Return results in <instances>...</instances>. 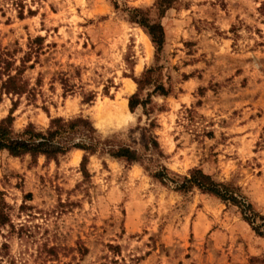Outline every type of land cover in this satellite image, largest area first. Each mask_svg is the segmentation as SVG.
Returning <instances> with one entry per match:
<instances>
[{
    "label": "rangeland",
    "instance_id": "374dc122",
    "mask_svg": "<svg viewBox=\"0 0 264 264\" xmlns=\"http://www.w3.org/2000/svg\"><path fill=\"white\" fill-rule=\"evenodd\" d=\"M158 1L131 0L132 7L121 8L117 0H0V60L8 52L4 57L17 68L41 38L23 65L28 92L0 88V113L7 98L14 122L32 108L25 118H34V126L65 118L53 112L106 128L121 124L135 111L130 98L139 99L138 91L128 95L129 82L140 87L118 65L130 62L134 47L152 61L144 84H154V92L137 107L145 115L151 107L158 117L142 142L160 153L163 165L145 168L134 140L128 147L140 160L107 152L95 170L96 152L81 148L58 159L0 150V227L17 232L12 217L20 214L43 219L49 226L38 227L46 237L53 233L40 252L44 264H264V235L238 206L198 188L178 191L153 176L165 166L181 181L201 168L239 186L264 215V0H174L164 14ZM135 8L163 24L160 52L131 20ZM152 95L165 103L157 109ZM82 106L91 109L88 116ZM178 128L183 131L174 134ZM9 200L17 201L18 213ZM18 234L32 238L25 227Z\"/></svg>",
    "mask_w": 264,
    "mask_h": 264
},
{
    "label": "clouds",
    "instance_id": "9594fccd",
    "mask_svg": "<svg viewBox=\"0 0 264 264\" xmlns=\"http://www.w3.org/2000/svg\"><path fill=\"white\" fill-rule=\"evenodd\" d=\"M121 8H130L132 7L131 0H117ZM264 27V26H262ZM141 48H132L130 52V62L126 65L121 61L118 65V70L123 72H129L132 74L133 78L137 81L142 82L144 80V69L152 63L151 60L141 55ZM139 64V67H137ZM113 69V75L115 76V71ZM101 81L107 79L106 75L99 77ZM122 79V78H121ZM130 88L127 90L128 95H131L133 92L138 91L140 100H147L150 93L154 92V84H143L142 87L138 90L136 84L129 82ZM55 99V97H53ZM27 103V101H25ZM165 101L162 100L158 95H152V105H155L158 109L160 105L164 104ZM11 105L5 99L3 105L4 111L0 113V120L7 116V108ZM51 107V104H49ZM83 111L82 115L88 116L91 112L90 108L82 106ZM150 115H145L146 109L144 107H136L134 112L128 113L126 118L121 124H117L110 128H106L104 125L96 122H91L87 127H79L75 133L69 131V133L64 136L66 143H80L86 142L90 145L96 147V157H92L94 169L100 167V162L107 160L108 157L106 153L111 151L114 147L118 148V141L123 142L125 146L132 145L134 140L136 143L134 145L137 152H143L144 158L141 160V164L148 169H151L153 164L165 163V159H162L160 153L155 150H145L143 148V143H147V140L142 142V133H147L148 131L155 132L154 129H150V124L152 120H156L158 117L155 112L152 111L151 107L147 109ZM23 111V109H22ZM32 111V108H28L27 111H23V115H18V119L11 126V132L13 133V139L21 138L28 140V125L29 120L34 119L28 117V113ZM55 115H63L65 117L64 121L61 122L63 128H69L71 121L69 117L64 112H53ZM57 127L55 125H50L48 120L43 121L42 126L37 124L31 129L32 133L42 134L44 137H47L49 133L56 132ZM171 131V129H169ZM183 129L178 128L174 134H180ZM35 143L40 141L34 140ZM52 143L55 145L56 141L53 140ZM79 155V154H78ZM110 163V161H109ZM9 204L14 205L15 211L18 213V203L17 201L9 200ZM20 219H17L16 216L12 217V223L16 225L17 232H13L11 228L7 226L0 227V264H44L40 257V252L43 248L44 242L49 240L53 233L49 234V237H46L43 232V227H48L49 225L45 223L43 219L37 221L35 219L29 220L24 217L23 214H20ZM20 227H25L26 231L32 234V238L29 239L27 236H20L18 230ZM55 231V230H53ZM7 244L8 248L5 249L4 245ZM131 251V250H130ZM132 255H136L135 252H132ZM60 264H67L65 261H60ZM121 264H125V261L122 260Z\"/></svg>",
    "mask_w": 264,
    "mask_h": 264
},
{
    "label": "trees",
    "instance_id": "16d2710c",
    "mask_svg": "<svg viewBox=\"0 0 264 264\" xmlns=\"http://www.w3.org/2000/svg\"><path fill=\"white\" fill-rule=\"evenodd\" d=\"M174 0H159L158 8L161 14H164L167 9L172 7ZM131 20L145 27L149 35L155 44L157 51L160 52L165 43V28L161 22H152L145 13L135 8L132 11ZM41 38H36L33 43L29 45V52L21 59V65L13 69L16 72L13 73L12 65L13 61L7 59L8 52L3 53L0 63V88L3 93L13 94L22 96L28 92V84L22 78L23 65L29 58L32 52L38 51V47L35 48L34 44L38 43ZM153 69L147 70L144 74V80L142 82L137 81L139 87L141 88L145 82H149V73ZM161 94L167 95L169 92L163 85H158L156 87ZM155 89V90H156ZM156 90V91H157ZM137 98V94H134L130 98V107L134 110L139 104H143ZM16 104V103H15ZM14 110V109H13ZM13 110L10 114L0 121V150H6L10 155L13 156H23L30 154L33 158L38 157L41 154L46 155L48 158L58 159L60 154H64L73 148H81L86 152L95 153L97 149L95 146L90 145L86 142L80 143H66L64 136H66L69 131L75 133L78 126L83 128L87 127L91 121L84 117H79L75 119H69L71 121L69 128H63L61 122L65 118L57 117L51 120V125L57 127L56 132L49 133L47 137L42 134L32 133L31 129L35 127L33 124L28 125V140L21 138L13 139V133L11 132V126L14 123ZM39 140V143H35L34 140ZM55 140V145L52 141ZM155 144H158L157 140H154ZM109 154L118 158H125L128 161H138L140 160L137 152L128 146H119L118 148H113L108 151ZM88 161V155L86 154L83 158L82 164L85 165ZM154 177L158 178L162 183L168 184L169 182L175 183V189L181 192H187L193 188H198L205 193L214 195L225 202L232 203L239 207L243 217L253 226V229L259 234L264 235V215L260 214L254 209L253 203L249 198L242 192L239 186H235L229 182H220L213 178L212 175L204 172L201 168H195L191 170L189 175L183 176V179L175 180L168 174V168L162 167L161 170L153 174Z\"/></svg>",
    "mask_w": 264,
    "mask_h": 264
},
{
    "label": "bare ground",
    "instance_id": "6f19581e",
    "mask_svg": "<svg viewBox=\"0 0 264 264\" xmlns=\"http://www.w3.org/2000/svg\"><path fill=\"white\" fill-rule=\"evenodd\" d=\"M131 83L134 84L133 82H131ZM129 88H130V84H129ZM77 158H79V155H78V154H77V156H76V159H77Z\"/></svg>",
    "mask_w": 264,
    "mask_h": 264
}]
</instances>
